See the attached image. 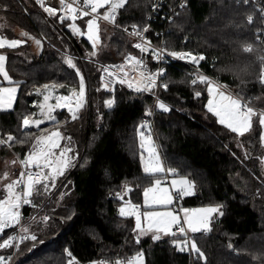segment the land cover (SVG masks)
<instances>
[{
    "label": "trees",
    "instance_id": "1",
    "mask_svg": "<svg viewBox=\"0 0 264 264\" xmlns=\"http://www.w3.org/2000/svg\"><path fill=\"white\" fill-rule=\"evenodd\" d=\"M152 2L128 0L121 9L119 24H145ZM4 4L8 7L3 8ZM249 13H255L251 26L245 19ZM0 17L27 32L34 43L31 51L23 46L7 49L6 67L19 91L14 107L0 110V128L28 141L24 145L13 143L22 155L32 145L29 137L57 127L72 137L71 142L63 140L61 145L69 144L73 153H79L75 166L58 178L54 188L48 192L40 188L31 198L33 203L24 204L23 220L30 231L10 264H67L66 249L81 264L133 255L140 249L146 264H264V166L259 160L264 156V146L259 143V129L240 137L219 124L205 107L206 86H193L187 68L180 64L168 66L163 78L168 88L159 89V98L170 111L158 109L151 94H136L123 86L115 92L104 90L101 64L135 50L129 36L106 23H102L100 44L94 49L90 40L69 30L70 21L59 22L48 16L35 0H0ZM261 26L260 12L254 5L237 4L236 0H189L188 7L167 25L166 42L170 49L206 52L213 64L207 69L213 76L238 95L256 97L264 94V86L257 79L260 62L256 59L264 55L256 42L255 30ZM4 33L12 34V30L4 29ZM185 37L188 41L183 44ZM242 42L254 43L257 52L243 53ZM93 51L96 55H91ZM67 57L84 76L86 107L76 120L57 112L56 122L24 129L22 118L32 113L29 102L36 87L55 83L69 91L79 85V76L66 63ZM236 66L246 67L239 78L231 71H221ZM195 91L202 95L196 97ZM112 97L116 103L108 108L104 101ZM253 104L264 108V102ZM153 113L152 133L165 168L178 170L176 175L166 174L195 181L196 193L184 195L181 207L224 206L225 214L216 216L212 232L193 234L206 262L197 259L195 253L178 251L171 237L162 236L159 241L146 237L136 244L132 231L135 218L119 215L124 200L117 193L125 183L130 185L127 199L142 206L144 189L165 176L145 174L140 162L138 127L152 119ZM8 155H12L9 149L0 145V161ZM61 193L65 194L62 199ZM45 215L50 217L47 222L42 219ZM16 228L17 224L5 228L0 243L14 236ZM32 234L36 240L31 239ZM230 242L233 248L228 247ZM13 249L12 242L0 248V257L7 259Z\"/></svg>",
    "mask_w": 264,
    "mask_h": 264
},
{
    "label": "snow or ice",
    "instance_id": "2",
    "mask_svg": "<svg viewBox=\"0 0 264 264\" xmlns=\"http://www.w3.org/2000/svg\"><path fill=\"white\" fill-rule=\"evenodd\" d=\"M37 3L44 8V11L49 15H55L58 11L64 13L60 17L64 20L66 16L75 21L77 16L86 17L90 16L87 20V33L80 30L79 26L75 23L68 26L73 29L74 33L80 35H87L88 39L92 41L93 48L95 49L98 41L100 40V19L115 23L119 10L125 7L128 0H59L60 8L50 7L45 4V0H36ZM187 0H184V7ZM237 4L247 5L250 0H236ZM3 8H7L8 5H2ZM157 4H153L152 8L156 9ZM260 12V22L264 24V5H258ZM87 9V10H85ZM101 9H106L101 12ZM169 20L172 17H168ZM249 26L255 23V13H249L245 17ZM150 25H144L143 27L133 24V35L138 38V42L134 45L135 48L141 52H150L153 59L162 61L165 54L170 55L173 58L190 59L197 68L200 61L205 60L206 57L203 54L193 55L188 51H170L166 46L161 49L153 47L151 41L145 36V33L149 30ZM128 31L127 28L124 29ZM255 32L256 40L264 43L261 39L264 36V28H256ZM21 35L28 36L27 32H22ZM32 39H36L32 37ZM187 39V37H185ZM24 43L23 40L18 39H6L0 36V48L5 45L9 47H16L17 45ZM39 45L40 40H36ZM240 51L247 54L257 52V47L252 42H242L240 44ZM91 55H96L93 51ZM256 59L260 62L259 75L257 77L259 83L264 86V55H258ZM6 56L0 53V75L4 80L14 86L0 87V109H10L13 106V101L16 98L17 86L13 81L12 76L9 75L5 67ZM66 63L77 74H80V69L77 68L71 57L66 58ZM118 71L109 72L106 67L104 71L109 76V81L103 84L105 89L110 87V84L119 82L120 84H126L128 88L134 89L136 93L141 92H154V89L158 86L159 79L166 74L164 68H158L156 71H151L147 67V63L144 58L137 57L128 53L124 56V63L121 65L111 66ZM129 70H125V69ZM221 71H231L237 78L240 74L246 71L245 68L236 66L234 68H223ZM194 77L190 83L195 86L202 83L207 88L208 101L206 108L208 112L214 114L218 118V122L221 125L226 126L227 129L240 137L250 134L256 129H259V143L264 146V108L253 106V101L264 102V94L256 97H244L241 95L233 94L229 90V86L220 82L217 79L209 77L208 75L200 72L199 70L192 74ZM102 79H104L102 77ZM241 83H244L242 80ZM57 85L44 84L36 91L40 92L41 88L45 90L43 95V101L40 103V114L47 120H55L52 115L54 108H67L71 114V119L76 120L79 118V111L85 106V79L80 74L79 88L72 89L69 96H57L56 103H49L52 98V91ZM62 87V85H60ZM159 87L163 89L168 88L167 83L159 84ZM194 95L200 97L202 93L195 91ZM108 108H112L115 103V97L104 101ZM158 109L162 111H170V106L163 100L157 98L156 105ZM147 114L151 115L152 109L148 108ZM36 114H26L22 118L21 127L28 129L30 126H39L42 121L35 118ZM59 123V122H57ZM147 127V134L145 128ZM152 129L149 121H142L138 127V134L140 137V162L143 167V172L149 176H154L160 173L169 172L174 175L177 174V169L167 168L165 169L161 155L158 151V147L152 136ZM32 140V146L30 150L24 154L23 158H16L11 160V165L17 163L22 166L19 176L12 179L11 173L7 170L0 175V181H8L3 183L4 197L0 199V232L11 225L18 224L20 222L21 213L19 211L22 204H32V197L34 192L39 194L40 188H43L45 192L51 190L56 186V179L63 176L66 170L75 166L79 153H73L72 147L69 144L61 145V141L66 140L71 142V136H65L60 128H56L50 132H42L35 137H29ZM28 141L23 138H18L11 132L4 133L0 136V145L13 147V143L24 145ZM243 147L242 144L238 145ZM146 153V154H145ZM246 158L249 156L248 150H244ZM235 155V154H233ZM260 163L264 166V156L259 157ZM87 164V160H85ZM84 165H81L83 167ZM107 174V170H106ZM173 188L178 189L183 195H188L195 190V181L189 180L187 177H180L179 179H173L171 182ZM19 189V190H18ZM124 190L129 191L130 185L125 183ZM259 193V189L257 190ZM65 194L61 193V199ZM120 199L123 200V196L117 193ZM173 202V195L168 187L162 186L160 179H155L148 187L144 189V205L149 210L141 211V208L137 204H133L130 200L123 203L119 208V215L122 217H134L135 227L132 231L135 233V243L140 244L141 238L151 234L153 241L161 240L162 236L171 237V244L176 247L180 252H190L197 254V259H203L207 261V257L202 249L198 246L193 234L196 233H210L213 230V221L216 216H224L223 205L214 204L208 205L202 208H182L179 210H173L169 206ZM34 207L36 205H33ZM160 210H154V209ZM183 213L181 216L180 213ZM47 222L50 217L45 215L42 218ZM22 231L27 232L26 227H22ZM24 237H21L23 239ZM15 239L14 236H9L7 239L0 243V248L10 246V241ZM32 240H36L35 234L31 235ZM229 248L234 246L230 242ZM69 257L67 264H78L77 258L73 254L65 250ZM0 264H6L4 257H0ZM91 264H146L145 253L143 249L135 252L128 258H117L114 262L109 261H92Z\"/></svg>",
    "mask_w": 264,
    "mask_h": 264
},
{
    "label": "built area",
    "instance_id": "3",
    "mask_svg": "<svg viewBox=\"0 0 264 264\" xmlns=\"http://www.w3.org/2000/svg\"><path fill=\"white\" fill-rule=\"evenodd\" d=\"M68 2H71V0H68ZM80 3L82 4V0H80ZM45 4L48 5V6H50V7H56V8H60L61 7V5L59 3V0H45ZM153 4H157L158 7L156 9H153L152 8V5ZM182 4H184V0H153V2L151 3L150 13L148 15L147 22L145 24H136V25H139L141 27H143L146 24L147 25H150L149 30L145 33V36L151 41V45L153 47H158V48L163 49L166 46L170 51H185V52L190 51V52L193 53V55L203 54L206 57V59L200 61V64H199V67L198 68H197V65H195L190 59L173 58V57H171L168 54H165L164 59L162 61H157V60H155V59L152 58L150 52H141L139 49H137L135 47H134L135 48L134 51H128V52L125 53V55L128 54V53H131L132 55H135L137 57L144 58L145 61H146V63H147L148 69H150L153 72L156 71V69H158V68H164L165 69V73H167L168 66L171 65V64H173V63H175V64L183 65L185 68H187L191 80L194 78L192 76V74L195 73V72H197L198 70L200 72L208 75L209 77H212L214 79H217L207 69V67L212 68L213 67V64H212L211 60L209 59L208 54L206 52H204V51H197V50H193V49H187V48L170 49L167 46V42H166V37H167V33H168L167 25H169L171 22H173L188 7L189 0H187V3H186V5L184 7H181ZM249 4L256 6V8L259 10L258 5H264V0H250V3ZM39 6L41 7L40 4H39ZM41 8L44 11V8L43 7H41ZM85 10H87V9H85ZM104 10H106V9H104ZM104 10H100V11L103 12ZM45 13L48 16L56 17L59 20V22L72 21V19L70 18V16H66L64 20H61L60 17L62 15H64V13L61 12V11H58L55 15H49L47 12H45ZM120 13H121V10H119V13H118V15L116 17L115 23H112L110 21H105L103 19H100L99 22L100 23H106V24H108V25H110V26H112V27H114V28H116V29L124 32L127 36H129L131 38L132 43H133V46H134L138 42V38L135 37V36H133V35H130V33L132 32V25L133 24L120 25L119 24ZM168 17H172V19L169 20ZM84 18H88L89 19L91 17L90 16H86V17L77 16V19L75 21L81 20V19H84ZM159 24H165V26L162 27ZM125 28H127L128 31H125L124 30ZM261 28H264V24H262ZM261 39L264 40V36H262ZM187 41H188V39H186L183 42V44H185ZM256 42L257 43H260V45L262 46L263 51H264V43H261L258 40H256ZM124 56L121 59L113 60V61H108V62H105V63L101 64V75H100L101 77H100V81H101V87L104 90L109 91V92H115V90H116V88L118 86H123L126 89H128L129 91H131L133 93H136L134 91V89H130V88H128V86L126 84H120L119 82H116L114 84H110V87L107 88V89H105L103 87V84L105 82H108L109 79H110L109 76H108V74L104 71V69L107 67L108 70H109V72H111V71H118V69H114L111 66L123 64L124 63ZM125 70L127 71L129 69L126 68ZM80 74H82V73L80 72ZM80 74H78L79 79H80ZM165 75L166 74H164L159 79L158 86L154 89V92H141V93H136V94H142V93L151 94L154 97L155 101H157V98H159V89H160L159 84H162L163 83V78L165 77ZM102 77L104 79H102ZM46 84H49V85H53V84L54 85H57V87H55L53 89V91H52V98L49 101V103H51V104H55L56 103V97L57 96H69L72 89H77L78 90V88H79V85H78L77 87L70 88L69 91H65L64 88H63L65 85H62V87H60V85L55 84V83H46ZM197 85H204V84L199 83ZM37 88H40V87H36L32 91V98H31V100L29 102V105L32 108V113H35L36 114V117L35 118L40 119L42 121L41 124H43L44 122H48V120L45 119L40 114L39 105L43 101V95L46 94V93H45V90L42 89V88H41V91L40 92H37L36 91ZM230 91L233 94H236L232 90H230ZM85 100H86L85 106L82 109H80L79 114L86 107L87 102H88L86 82H85ZM253 106H255V105L253 104ZM255 107H257V106H255ZM57 112H64V113H66V115L68 116V118L70 120H72L71 119V114L68 112L67 108H54V110L52 112V115L55 118H56ZM147 121H149V124L153 127V125H154V113L152 114V119L147 120ZM31 127H37V126H30L29 128H31ZM3 134H4V132L0 128V136H2ZM5 147L8 148L7 146H5ZM8 149L12 153V155H14L15 157H17V155H18L19 158H21V159L23 158L24 155H22L21 153H19L14 147L8 148ZM29 150H27L25 153H27ZM20 169H22V166L21 165H20ZM172 193H173V197H174V207L176 208V210L182 209L181 203L183 201V194L180 193L179 191H172ZM23 206H24V204H22L21 207H20V209H19V211L21 213L20 222L18 223L17 228H16V232L14 234L15 239L12 240V242L14 244V249H13V252L11 253V255L8 256V259L6 261V264H10L12 262L15 254L17 252V250L20 247V244L28 237V233L30 231V225L27 224V223H25L24 220H23V213H22ZM22 227H26L28 229V231L27 232L22 231ZM21 237H24V238L21 239ZM131 256L132 255H125V256H118L116 258H103L100 261L114 262L117 258L124 259V258H128V257H131Z\"/></svg>",
    "mask_w": 264,
    "mask_h": 264
},
{
    "label": "rangeland",
    "instance_id": "4",
    "mask_svg": "<svg viewBox=\"0 0 264 264\" xmlns=\"http://www.w3.org/2000/svg\"><path fill=\"white\" fill-rule=\"evenodd\" d=\"M88 20V19H87ZM87 20H85V21H83L82 23L81 22H79V21H70L69 22V24H72V23H75L76 25H78L79 26V28H80V30L81 31H83V32H85V33H87ZM68 24V25H69ZM99 24H100V34H101V31H103V29H104V26H103V24L102 23H100L99 22ZM7 28H10L11 30H12V34H7V33H4V29H7ZM68 28H69V30L72 32V33H74L73 32V29L72 28H70L69 26H68ZM21 33H22V31L18 28V27H16V26H13V25H11L9 22H6V21H4L1 17H0V36H3V37H5L6 39H18V40H23L24 41V43H21V44H19V45H17L16 47H9V46H7V45H5L3 48H0V53H2V54H4L5 56H6V60H7V49H15V48H19V47H24V50L25 51H31V50H33L34 49V43L33 42H31V39L28 37V36H23V35H21ZM75 35H77L78 37H85V38H87L88 39V37H87V35L85 34V35H80V34H78V33H74ZM89 40V39H88ZM91 43H92V41H91ZM100 44V40L98 41V43H97V46ZM73 60V59H72ZM5 67H6V61H5ZM6 70H7V67H6ZM8 71V70H7ZM9 73V72H8ZM10 75V74H9ZM11 86H14L13 84H11V83H9V81H6V80H4V78H3V76L2 75H0V87H11ZM15 86H17V92H16V97H17V94H18V91H19V85L18 84H15ZM16 99V98H15ZM161 100V99H160ZM208 101V100H207ZM14 102H15V100L13 101V105H14ZM13 107V106H12ZM0 110H5V109H0ZM48 122L49 123H54V122H56V118H55V120H48ZM151 126V125H150ZM54 129H56V128H54ZM54 129H50V130H48V131H46V132H50V131H52V130H54ZM151 129H153V127L151 126ZM61 130V129H60ZM62 131V130H61ZM63 132V131H62ZM145 133L147 134V127L145 128ZM41 134V133H40ZM152 134V136H153V138H154V140H155V137H154V135H153V133H151ZM61 143H62V141H61ZM155 143H156V140H155ZM156 145H157V143H156ZM14 147V146H13ZM157 147H158V145H157ZM30 148H31V146H30ZM29 148V149H30ZM28 149V150H29ZM158 151H159V148H158ZM159 153H160V151H159ZM146 154V153H145ZM161 155V154H160ZM14 158H16L14 155H8V156H6L5 157V159L4 160H1L0 161V175H2L3 174V172L5 171V170H7V171H9L10 173H11V178L12 179H14V178H16L19 174H20V171H21V169H20V165L17 163L16 165H11L10 163H6V162H10L11 160H13ZM161 159H162V157H161ZM163 161V160H162ZM163 165H164V163H163ZM164 167H165V165H164ZM19 170V172H18V175H17V172H16V170ZM166 169V168H165ZM167 172H164V174H165V176L163 177V178H157V179H160L161 181H162V186H164V187H168L169 189H170V191H171V193H172V189L173 190H175V191H178V189H176V188H173L172 187V185H171V182H172V180L173 179H179L180 177L179 176H173V175H167L166 174ZM169 174V173H168ZM169 176V177H168ZM59 178V177H58ZM58 178L56 179V184H57V181H58ZM8 181H0V199H3V197H4V189H3V187H2V184L3 183H7ZM196 191H197V189H196V187H195V190L192 192V193H190V194H188V195H191V194H194V193H196ZM120 194L123 196V200H124V202L123 203H125V202H127V201H129L128 199H127V194H128V191H125L124 189L122 190V192H120ZM172 195H173V193H172ZM120 197V196H119ZM122 203V204H123ZM121 204V205H122ZM120 205V206H121ZM120 206H119V208H120ZM143 207V208H142ZM171 209H173V210H176V208L174 207V197H173V202H172V204L169 206ZM119 208H118V212H119ZM140 208H141V211H144V210H149V209H147L146 208V206L144 205V193H143V202H142V206H140ZM182 208H186V207H182ZM195 208H202V207H193V208H191V209H195ZM154 210H160V209H154ZM181 214V213H180ZM182 216V215H181ZM15 225V224H14ZM18 225V224H17ZM11 226H13V225H11ZM4 231V230H3ZM2 232H0V234H1ZM134 235H135V233H134ZM146 237H149V238H151V234H149V235H147V236H145V237H142V238H146ZM163 237H169V236H163ZM12 241H10V243H11ZM12 244H13V242H12ZM14 245V244H13ZM1 257H4V256H1ZM4 259H5V257H4ZM8 259V258H7ZM7 259H5V261H7ZM78 264H81V263H79L78 262Z\"/></svg>",
    "mask_w": 264,
    "mask_h": 264
},
{
    "label": "crops",
    "instance_id": "5",
    "mask_svg": "<svg viewBox=\"0 0 264 264\" xmlns=\"http://www.w3.org/2000/svg\"><path fill=\"white\" fill-rule=\"evenodd\" d=\"M17 95H18V94H17ZM16 98H17V97H16ZM15 101H16V99H15ZM14 104H15V102H14ZM13 107H14V105H13ZM13 107H12V108H13ZM12 108H10V109H12ZM5 110H9V109H5ZM17 175H18V174H17ZM172 191H175V190L172 189ZM183 196H184V195H183ZM142 208H143V207H142ZM181 215H183L182 212H181Z\"/></svg>",
    "mask_w": 264,
    "mask_h": 264
}]
</instances>
